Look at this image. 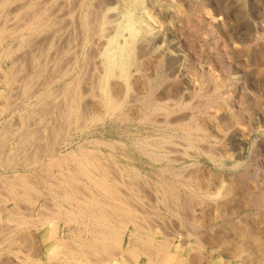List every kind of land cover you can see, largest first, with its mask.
Returning a JSON list of instances; mask_svg holds the SVG:
<instances>
[{
    "label": "rangeland",
    "instance_id": "rangeland-1",
    "mask_svg": "<svg viewBox=\"0 0 264 264\" xmlns=\"http://www.w3.org/2000/svg\"><path fill=\"white\" fill-rule=\"evenodd\" d=\"M84 1H85V3L83 4L84 6L82 7V10L80 8L77 9V4H81L79 2L78 3L77 2L74 3L73 8H71V11H72V9H73V11L75 10L74 13L76 14V16H78L76 21L79 20V21L75 22L76 24H74L75 25L74 28L76 29L77 33H74L75 32V30H74L73 31L74 35H72V37L73 36L75 37L76 35L77 36L79 35L77 29H80L79 31L82 32V33H80L81 34L80 37H77L78 38L77 39L78 40V44L80 43L78 45V47H77V51L79 49L80 52L79 51L76 52V56L74 54L67 55L66 53L62 54L63 57L61 56L62 61H63V63L61 62V64H60L61 66L65 65V64L67 65L70 61L72 63V67H70L71 63H69L68 67L66 65H65L66 67L65 66L63 67V70H66V69L68 70L69 75L66 76L67 78L64 77L62 79V81H61L60 78H62L63 72H64L63 70H61L62 69L61 66L58 67V70L60 72V74H58V75H60V76L56 75L58 73L57 72L58 70L56 68L57 65L54 62V60H52L54 58L53 55H52L53 54L52 52H54V51H51V53H49V52L43 51L44 49L39 47V48H36L35 50H41L42 49L43 52L40 51V53H39V51L36 52L34 49L32 51H28V53L26 51H24V52H22V55H24L23 59L21 57V53L19 52L20 54L18 53L19 55H17V56L18 57L20 56V60H21L20 62L22 64V66H23L22 68H17V65L14 66L12 64L11 61H13V58L15 57V55L13 57L9 56V58L8 57L7 58L6 57H4V58L2 57L1 58V55H0V64L2 63L1 64V68L3 69V70L2 69L0 70V71H2L1 73L3 74V71H5L7 74H9V72L11 73L13 71L12 73H14L13 76L15 77L14 81L17 79L16 84L14 85V87L12 86L13 89L11 87L6 86V84H5L6 82L4 83L3 81H0V103L1 102L4 103L7 99L10 100L11 102H14V100H16L17 97H19L16 100L17 102L15 101V103H14V107L15 108L10 110L11 112H8L7 115L5 114V116L0 120V156L3 157L2 155H5L3 159H6V160L0 161V180H1L0 181V195H1L0 198L2 197L0 199V209H5V208L14 209V207L17 206L15 203L9 201V200L12 199V196L9 195L10 193L7 192V188H8L7 187V179L8 178L9 179L10 178H14V179L16 178L17 180H19L18 177H14L15 174H20V175H22V173L23 174L25 173L24 175H26V174L29 175L30 174L32 178H30V175L28 177L26 175L27 178L26 177L25 178L26 179L30 178V179H28V180H23L22 179V180H20V183L22 182V183L28 184L27 185L28 186L27 189L28 190H33L32 195L35 194V193L39 194L41 192L39 194V196H42L43 192L44 193L48 192L46 190V186H45L46 185L45 183H47V181H46L47 179L50 178L53 183H56V181L58 182V179L60 178L59 175H60L61 171L62 172H67L69 170L66 173L67 175H69L68 173L72 172V170L75 171V168H76V165H77L76 164L77 161H75L73 159H67V160L63 161L62 164L63 165L65 164V165L64 166L62 165V168L60 167V169H59V167H55V168L52 167L51 169L46 170L44 167L48 163L47 162L48 157L45 158V153H43L44 158H42L35 165L33 163L34 161H32L33 159L31 160V158H30L31 155H32L31 151L28 152L29 153V157H28V153L26 151H23V153L19 152V151L24 150L22 145H19L16 148L17 150L15 152L14 151L11 152V150H13L11 148L13 147V142H14V138L13 137L14 136H13V134H11V132H10V134L7 133L5 135L2 132V131H4V127L5 126H9V125H6V124L12 118H14L16 114L19 115V114H22V113L30 112V110L32 111L36 107H38V104H36L37 103L36 100H32L36 104L34 107L33 106L31 107V106L27 105V103H24V101L27 100V99L24 98L25 95L23 96V94H24L23 91L20 92L21 90H23L21 88L23 86L22 84L25 85V84H27L28 80L31 81L33 79L32 80V82L34 83V84L32 83L33 87H37V85L39 84L38 88H34L35 91H36V89L38 90L37 95H39L42 92V90L43 91L46 90V86L48 84H50V81H52V79H55V75L57 76L56 78L59 79V81L57 79H55V80H53L51 82L50 85L53 86L55 84L54 88H57V87L63 86L67 81H70V79L73 76H75L76 73L78 74V72L80 71L82 73V76L85 75L86 78L89 75L91 76V79L89 80V82H87V81H88V78L90 76L87 78L86 83H85V79L86 78L84 79L82 84H84L85 87H83V85H82V87H83L82 89H85L86 91L89 88L92 89L93 85H95V84H92V83H96V81H97V80L95 81V79H94L96 75H94V71L93 70H95V68L103 69V67H101V66H104L103 65V64H105L104 61L106 62L105 59L109 56L108 52H110L114 48L113 44L115 45V48H116V45L119 44L118 43L119 41L117 42L115 40H114L115 43H113L112 39L117 37V38H119V40L121 42V45L122 44L126 45L125 39L127 38L126 40H128L130 38L127 41L129 43L128 46H130L131 42L133 41L132 43H133L134 46L137 44L135 46L136 50H137V47L139 48L141 46L140 50L142 48V51L145 54V56H144L143 52L139 53L140 54L139 60H142L141 68H142L144 76H145V77H142L139 80L140 88H142L141 90L143 91V94L141 95V97L137 96L136 99L133 98L132 96L127 95L125 104H127V102L128 103L130 102L131 97H132V100L130 102L131 104L129 103V104L126 105V108H127V110L129 109V111L126 112L125 115H123L124 117L123 116L120 117V118H118V117H116V118L115 117H110L104 123H100V124H97V125H94V126H90L89 128H85V130L87 129L86 131L84 130L85 132L84 131L81 132V131L75 130V126H74V124H72V129L73 130L71 129L72 130L71 133L66 134V131H65V134H64L63 133L64 129H65V127L66 128L68 127V124L66 125V123L62 122V120H61V122H60L61 125H60V124H58L59 123L58 121H60V120H57V124L61 128V137H62V139H64V141L59 136V139H61L62 141L58 140V143L56 142V144L60 145V146L56 145L57 148L58 147L59 148L58 149L56 148L57 150L53 154L54 157H58V154H59V156L63 155V154H66L70 150L73 151L74 149H76L78 151V148H81V149H85L86 148L85 150H88V149L89 150H92V149L95 150V148H96L95 151H99L100 150L99 153L104 154L103 161H105L104 162L105 164H106V161H107L108 166H110V164H111V166H110L111 168L118 169V168H124V167H128V166H130L128 168H136L141 173L142 176L137 177L133 173L126 172L125 173L126 176L124 175V180H123V183H122L123 185L119 184V186L122 188V191L127 196H129V198H131L130 201L133 203V205H136L137 207L139 206L138 207V209L140 210L139 212L144 211L143 214L147 213L146 214L147 217H148V214H149L152 218H154L153 221H152V218L150 217L149 222L152 221L151 222L152 224L154 222V224L156 226H154V224L153 225L150 224V226L152 225L153 228L155 227L154 228L155 230L152 227H150V226H149L150 227L149 230L151 229L150 233H152V235H153V232H154V239H155L156 243H158L161 240L164 241V229L166 230L165 225H164V219L166 217V214L172 215L171 218L174 216L172 218V222L174 224V227L176 229H178V231H179V227H180L179 221H180V219H178L179 217H178V214H177V209H178L177 208V204H178V200H179V195L181 196V194H180L181 192H179V191H181V189L183 188V184H182L181 180L179 179V177L177 175L181 171V170L179 171V168L183 170L184 169V165L188 167V169H187L188 173H190V172H192V173H196L197 172L198 173V171L201 172L202 169H205L207 171L208 168H209L208 169V171H209L211 168H213V169H211L212 172L210 170V175L211 176L213 175V177H214L213 178L214 179L213 180L214 181L213 187L216 186V189L213 188L212 190L215 191V190H217L219 188H222V190L223 189L226 190V188L233 187L234 188L232 190L233 193L230 192L229 195L226 197L229 200L230 204H228V205H230L229 206L230 209H233V207H236L237 210H234V211H236V212L238 211L237 212L238 217L239 216L240 217L245 216V214H246L245 212L249 213V214H247L248 216L247 215L246 216L248 218L250 217L249 219L250 220L252 219V221H254L256 226L260 225V227H258V228L259 229L261 228L260 232H262L264 230V224H262L263 223V218L259 214L260 212H258L255 208L249 206L246 203V200L248 201V199H249V194H248V191H247L246 188L248 186L250 188V191H253L254 193L255 192L258 193L257 196L260 195V196L264 197V174H263L264 173V168H263L264 167V148H263V146H264V142H263L264 141V30H263L264 29V26H263L264 25V0H161V1L160 0H158V1L157 0H138V1L137 0H123V2H122V0L121 1L120 0H116V1H118V2L120 1V2L119 3L116 2L115 4H117V5H113V6H122L119 9L121 10L120 13L123 14V17L119 13V16L121 15L120 16L121 18L118 17L117 21H116L115 13H112L113 16H111L112 14H110L111 17L108 15V21L110 20L109 22H112V23H110L112 29L109 27L110 25H109L108 21H107L106 24H104V26H103L104 29L102 27H101L102 29H100V31H102L101 34H102V36L105 39L104 40L103 37H102L103 43H105V46H106V48H103V50L107 49L106 51H108V52H106L105 50L104 51L100 50V51H98V53H97V49L95 50V46H94V43H93L96 39H98V37L100 38V35L97 33V31L94 30V29L98 30V27H97V25H95V22L97 24L96 20H98V16H100V14H101L100 11L102 12L103 6H106V5H103V4L106 3L107 6H112V5L107 3L105 0H103V1L102 0H98V1L97 0H93V1L92 0H84ZM95 1H96V3H95ZM100 1L103 2V3H99ZM44 3H46V1H42V4H44ZM90 3H91V5L94 3L95 6L91 7ZM121 3L122 4L124 3V5L125 4L127 5V3H128V5L127 6H123V5H121ZM96 4H98L102 8L98 7ZM118 4H120V5H118ZM135 6H136V8H135ZM41 7H43V6H41ZM96 7L99 8V11H97L98 8H96ZM100 8H101V10H100ZM136 9H137V11H136ZM83 10H86V11H83ZM122 10H123V12H122ZM92 11H94V12H92ZM124 11H126V12H124ZM128 11H129V13H128ZM51 13H52V11L49 12L50 16H52ZM124 13L125 14L128 13L129 15H134V16H131V19H132V17H137V19L139 21L141 19H143L142 18L143 13L146 14V15L147 14H151V15L147 16V17L150 16L148 19H147V17L145 18V16H143L145 19L141 20L139 23L138 22L136 23V27H138V28L142 27L146 31H144L143 29H141L140 32L138 31L140 34L137 33L136 36H138V37L135 36V38H133L134 40H132V37H130V34H128L129 31H127V29H126V28H128L127 25H129L128 23H130L129 21H131V19L129 20L128 14L125 15ZM84 14L87 17H91V18H88L89 22H91L90 20H93L92 24L90 23V26L93 27L92 30L95 31V33H96V34H94L93 31H92V36L94 35L93 37L91 36V32L90 33H86V31H84L83 28H82V20H80L79 16L81 15L83 17ZM139 14H142L140 16L141 18L139 17ZM124 15H125V20L127 21V23L123 19ZM160 15H162V17ZM109 17H110V19H109ZM112 17L115 18V19L113 18L115 21H113ZM94 19H95V21H94ZM118 19L121 22H124V23H120V21H118ZM146 20L147 21L150 20V21L147 22ZM198 21L202 25L199 24ZM93 23H94V25H93ZM140 23L141 24L143 23L142 24L143 26ZM116 24H117V27L115 26ZM119 24H121L123 26L126 25V27L125 28L123 26L121 27V25L119 26ZM77 26L78 27L80 26V28H78ZM113 27H115V28H113ZM118 27L120 28V30L118 29ZM107 28H108V31H107ZM121 28H122V30H121ZM105 29H106V31L108 33H110L109 31L111 29V31L114 34L112 36H111V34H109L110 37H106L108 35V33L105 36L106 32L103 31ZM116 29L119 30V31H117ZM123 29L124 30L126 29L125 32L127 31L126 35H124L125 33H124ZM115 30L117 31V33H116ZM196 30H197V32H196ZM151 31H152V33H151ZM103 32H105L104 35H103ZM118 32H119V34H118ZM145 32H147V33H145ZM181 32L183 33V35H182ZM49 33L50 34H46V35L44 34L42 37L45 38V37H47V35H51V31H49ZM154 33H156V34H154ZM89 34H90V36L92 38L89 36ZM144 34H145V36H144ZM116 35H118V36H116ZM122 35H123V37H122ZM157 35H160L162 40L160 42H158L156 44V46H157V48L161 47V49H164V55H165L164 59H162L164 55L162 57L158 58L159 62H157V59H156L157 58L156 57V48H155L156 46L154 47V49L151 48L149 51H146V49L148 50V47H147V45L149 43L148 38L152 39V38H154V36H157ZM95 36H98V37H95ZM125 36H126V38H125ZM150 36H153V37H150ZM87 37H88V40H87ZM123 38H125V39H123ZM85 39L87 40L86 41L87 45L85 43ZM93 39H94V41H92ZM110 39H111V41H110ZM165 39L168 40V41H166ZM79 40H81L82 42L81 41L79 42ZM107 40L109 42H112V44L111 43L110 44L112 45L113 48L111 46H109V48H108L109 44H107V42H104V41H107ZM116 40H118V39H116ZM136 40H137V42H136ZM88 41H90L89 44H88ZM91 41H92L94 49L92 48ZM11 42L12 41H10L9 43L11 44ZM166 42L169 43V44H167ZM82 44H83V47H82ZM161 44H163V45H161ZM90 46H91V49H93V52L90 49ZM169 47H171V48H169ZM188 49L191 50V51H189ZM94 50L96 51V54H95ZM115 51L116 50H113V53ZM31 52H33V54ZM101 52L103 54L102 55L103 58L100 56ZM188 52H189V54H191L190 56L188 55ZM25 53H27V56L25 55ZM86 53H87V55H85ZM105 53L108 56L105 55ZM115 53L120 54V52L118 50ZM28 54H29V56H28ZM43 55H45V56H43ZM91 55L92 56L95 55L94 56L95 58L92 57ZM133 55L135 57L137 56V54H133ZM224 55L225 56L227 55L228 57L227 56L225 57ZM70 56H71V58H69ZM72 56H73V59H72ZM98 56L100 58H98ZM105 56H107V57L105 58ZM120 56H122V55H120ZM216 56H218V57L216 58ZM144 57L147 60L143 59ZM149 57H151V58L148 59ZM219 57H222V59L220 58L222 63L220 62V60H218ZM63 58H65V60ZM86 58L90 62L85 60ZM125 58H127V57L119 58V59H121L120 65H119V61H120L119 59H116L115 63H116L117 66H119V68L123 67V69H125L126 71H128L130 73V71L132 70V68L134 66L132 64H126V62L129 63L128 62L129 60H127L128 58L127 59H125ZM40 59L41 60L44 59V60L40 61ZM74 59H76V60H74ZM98 59H100V60H98ZM35 60H36V63H34ZM66 60L67 61L69 60V61L67 62ZM73 60H74V62H76V61L77 62L74 64ZM79 60H81V61H79ZM83 60L87 61L89 64L92 62V64H91L92 67H91V65H88L90 67H87V69H86V66H83V65L84 64L87 65L88 63L84 62ZM153 60H154V63L156 62L157 64L155 63L154 65H152L153 64L152 63ZM65 61L67 63H64ZM99 61H101V62H99ZM123 61H125V63ZM226 61H227L228 65H227ZM39 62H41L43 64V66H41L42 64L39 63ZM94 62H96V63L99 62V64L97 65ZM148 62L151 63V64H149ZM10 63L12 65H10ZM145 63H147L149 65L147 66ZM223 63H225V65ZM39 64H40L41 67L38 66ZM125 64H126V66H125ZM143 64L146 65V66H144ZM45 65H46V67H45ZM48 65L50 66V69L48 68L49 67ZM81 65H82V68L83 67L85 68V70L80 68ZM96 65L98 67H96ZM30 66H32L31 69L29 68ZM93 66H95V67H93ZM142 66L146 67L147 70L145 68H143ZM152 66H154L155 68L152 67ZM42 67L46 68V69L42 70ZM52 67L53 68L55 67L54 69H56V74H54L55 70ZM130 67H132V68H130ZM69 68H71V69H69ZM88 68H90V69H88ZM72 69H73V71H72ZM91 69H93L92 70L93 71V73H92L93 76H92V74H90L91 72H89ZM49 70H51V71H49ZM82 70H84L86 72L83 73L84 71L82 72ZM28 71H29L30 74L28 73ZM41 71H43V72H41ZM39 73H40V75H39ZM35 74H37V75H35ZM52 74H54V78H53ZM33 76H35V77H33ZM146 77H147V79L149 81L152 79V81H150V85L149 86L145 85V81L146 80H144V79ZM160 78H161V81H160ZM92 80H93V82H92ZM158 82H159V85L157 84ZM17 83L19 85H17ZM87 83H89V86H90V84L92 86L88 87V85H87V87H88L87 88L86 87ZM40 84H43V85L40 86ZM60 84H61V86H60ZM151 84H152V86H151ZM16 85H17V88H15ZM158 86H161L160 89H159ZM7 87H8V89H7ZM244 87H246V88L244 89ZM5 89L7 91H5ZM10 89L13 90L14 94H16L15 96H14V94L12 93V91ZM91 89H89V91H88L89 94H90V90ZM147 90L148 91L150 90L148 92V94L146 93ZM10 91H11V94L9 93ZM17 91H19L18 94L15 93ZM152 91H153V93H152ZM134 93H135V90H134ZM144 93L146 94V96L149 95V93L151 95L153 94L152 96H150V97L153 98L152 101L154 102V104H153V102H151L153 105L152 104L149 105L148 102H146V99H148V97L144 96L146 98L145 99L143 97V95H145ZM154 94L155 95L156 94L159 95L160 98L157 95L155 96ZM154 96L157 99H155ZM129 97H130V99H129ZM10 98L14 99V100H11ZM21 98H22V101H23V98H24L23 102L20 101ZM158 98H159L160 101L158 100ZM4 99H5V101H4ZM155 100H156V102H155ZM134 102H136V104L138 103L137 104L138 106L135 105ZM157 102H158L159 105L161 104L160 107H162V108L157 106L158 105V104H156ZM20 103L21 104L23 103V104L21 105ZM146 104H148V107H150L151 110L150 109L147 110V106H143V105H146ZM186 104L188 105V107H187ZM27 106H28V108H27ZM30 108H32V109H30ZM28 109H29V111H28ZM152 109H153V111H152ZM162 109H163V112H162ZM142 111H143V113H141ZM144 111H147L148 113H146ZM153 112L154 113L158 112L159 115L157 113L154 114ZM128 114L130 116H132V117L127 116ZM145 114H146V116H149L150 119H152V121L149 120V117H148V119H146L147 117L145 116ZM149 114L152 115V116L154 115L153 117H155V118L153 119V117L150 116ZM167 114H169V115H167ZM216 114L220 115V116H217ZM137 115L139 117H137ZM141 117L142 118L145 117V118L142 119ZM201 118H203V120ZM209 120H211V121H209ZM247 120H250L252 122V124L254 125L253 126V130L251 131L252 133L251 132H247L248 131L247 127L249 126V124H247V122L250 123V121H247ZM158 121H160V122H158ZM205 121L208 122V123H206ZM213 121L214 122L216 121V122L214 123ZM242 121H243V123H241ZM154 122H156V123H154ZM200 122H202V123H200ZM210 123H212V124H210ZM181 124H183V125L181 126ZM12 125H10L8 127L9 130L13 128L14 125L13 126ZM193 125H195V126H193ZM203 125H205V126L208 125V126H206L207 128H204ZM193 127H194V129H193ZM197 127L199 128L198 130H197ZM209 127H210V129L213 132L209 129ZM2 128H3V130H2ZM202 128L204 130H202ZM225 128H226V130H225ZM65 130H67V129H65ZM184 130L185 131L189 130V132L186 131L187 133L186 132L184 133ZM194 130H195V132H194ZM207 130H208L209 133H211L210 136L212 138L210 136H208V137H206L204 139V142H203V141H201L200 137L205 135ZM41 132H43V131H41ZM244 132L246 133L245 136L242 135V134H244ZM83 133H85V134H83ZM45 134L43 132L40 136L43 139L44 138L46 139L48 134H46V135ZM186 134H188V135H186ZM190 134L191 135L193 134V135L191 136ZM2 135H4V136L1 137ZM66 135H68V136H66ZM69 136H71L72 138L71 137L68 138ZM167 136L169 138L171 137V139L174 138L175 141H173L174 139L172 140L173 142L170 141V139ZM186 136H188V137H186ZM196 136H198V137H196ZM214 136H217V137H214ZM51 137H53V136H51ZM242 138L244 139V143H242V141H241ZM45 139H44V141H45ZM94 139H96L98 141H96ZM65 140H66L67 143L65 142ZM164 140L165 141L167 140L166 142H168V143L166 144V142H164ZM194 140H196V142ZM220 140H223L222 143H221ZM91 141H92V143H91ZM93 141H95V142H93ZM100 141H102L101 144H100ZM103 141L104 142L106 141V143L108 141V145L106 143H104ZM200 141H201L202 144L200 143L198 145V143ZM206 141H208V142H206ZM232 141L233 142L235 141V142L233 143ZM68 142L70 143V145H69ZM145 142H147L146 146H144ZM156 142H157V144H154ZM169 142L170 143L172 142V143L169 144ZM205 142L208 145L209 149H207L208 147H205V145H206V144H204ZM112 143L114 145V148L111 147ZM163 143L166 144L167 148H168L169 145L171 146V148L169 146V149H166L165 148L166 146H164ZM175 143H177V144L175 145ZM179 143H181L180 147L178 146ZM185 143H186V145H185ZM42 144H44V143H42ZM224 144H227V146L224 145ZM238 144H240V145L242 144L241 147ZM119 145H122V147L119 146ZM123 145H124V147H123ZM173 145H175V146H173ZM209 145H212V148L216 145L215 147L217 149L214 147L213 149L211 148L212 149L211 150L210 149L211 146H209ZM219 145L221 146V148H220ZM256 145H257V147H256ZM186 146L189 148V150H188V148ZM196 146H198V147H196ZM199 146H200V148H199ZM222 146H224L225 148H223ZM237 146L239 147V149L237 148ZM83 147H85V148H83ZM144 147L145 148L147 147V148L145 149ZM190 147H191V150H190ZM112 148L114 150L117 149L116 152ZM179 148H180V150H179ZM184 148H185V150H184ZM186 148H187V150H186ZM197 148H199V150L201 149L202 151H203V148L204 149L206 148L205 150H207V152L206 153L204 152L206 155H203L204 157H202L203 152H201V150L198 151ZM242 148H243L244 151L242 150ZM177 149H178V151H176ZM214 149L217 150V151L219 149L220 150L221 149H226V151L228 149H230V150L227 151V153L228 154H238V158H235L234 160L225 159L224 160V165L222 166L220 164V160H218L217 162L216 161L214 162V160L212 161L211 157H208V156H211V155L212 156L214 155L215 157L219 156V154H218L219 152L213 151ZM252 149L255 152H253ZM76 150H74V151H76ZM164 150L168 154V158H167V154L164 152ZM167 150H169L170 152L167 151ZM181 150H184V151L181 152ZM59 151H61V152H59ZM146 151H147V153H146ZM171 151H173V152H171ZM185 151H189V154H191L192 158L190 157V158H187V159L184 160L182 157H184L183 153ZM209 151H211V152H209ZM24 152H25V154H24ZM176 152H177V154H176ZM197 152H199V153L197 154ZM148 153H149V155H148ZM164 153L166 154V158H165V154ZM170 153H172L173 155L170 154ZM179 153L183 154V155L180 156ZM194 154L197 155V156H194ZM17 155H18V157H17ZM43 155H41V157H43ZM169 155L172 156V157H175V158H171ZM206 156H207V158H206ZM1 157H0V160H1ZM27 157L30 158V159H26ZM200 157H201V159H200ZM176 158H179V159H176ZM188 159H189V161H187ZM14 160H16V161H14ZM71 160H73V161L69 162ZM159 160H161V161H159ZM174 160H175L176 163L174 162ZM237 160H239V162H237ZM28 163L29 164L32 163L34 165L31 166L32 164L29 165ZM41 163H43V164H41ZM232 163H233V165H232ZM117 164H119V165H117ZM179 164H181V165H179ZM193 164L199 165L200 168H198L199 166L196 167ZM254 164H256V165L254 166ZM190 165H192L193 167H191ZM235 165H237V167L239 169ZM257 165H259V166H257ZM26 166L31 167V169L26 167ZM176 166H177V168H175ZM250 166H252V168H250ZM63 167H65V168L67 167V171L66 170L63 171ZM174 168H175V170H174ZM228 168H230V169H228ZM234 168H235V170H234ZM260 168H261V170H260ZM165 169H166V171H165ZM216 170H218V171L216 172ZM224 170L228 173L227 175H226V172ZM239 170H241V171H239ZM44 171H46V172H44ZM174 171L178 172L177 175H176V172H174ZM220 171H221V173H220ZM233 171L235 173H233ZM244 171L245 172L247 171V173H251V174H247ZM200 172L198 173V175L201 174ZM241 172L245 173L244 177L241 176L242 174L240 175ZM173 173H175V174H173ZM170 174L171 175L173 174V177ZM46 175L49 178H46ZM174 175H175V177H174ZM256 175L259 176L260 178L257 177ZM231 176H232V178H231ZM252 176H253V178H252ZM239 177H240V179L242 178L241 180L242 181L244 180V182H242L239 179ZM43 178H46V179L43 180ZM167 178L168 179L170 178L169 181H168ZM218 178H220V179H218ZM221 178L223 179V181H222ZM247 178H248V180H247ZM256 178H258V179H256ZM50 179L48 181L50 183H52L50 181ZM82 179H84V178H82ZM82 179H81V177H79V180L82 181L81 182L82 184H84V181L87 182L86 179H84V181ZM166 179H167V182H169V183H172V184H174V182L176 183V184H174L175 188L179 189V190H177L178 194L175 193L174 195H177L178 197L177 196L173 197L172 195H167L165 187H164L165 186L164 182H165ZM252 179H255V180H252ZM29 180H31V181H29ZM246 180L249 183H246L244 185L243 183L247 182ZM28 181H29V183H28ZM177 182H179V183H177ZM180 183H181V185H179ZM29 184H31L32 186L29 185ZM43 184H45V185H43ZM238 184H240L241 186H239ZM258 184H261V185H258ZM176 185H178V186H176ZM5 186L7 188H5ZM256 186L258 188H256ZM33 187H35L40 192L36 191V189H34ZM189 187H190L189 191H191L189 193L190 201H191V199H195V198H196L195 200L198 199V201H195V200H194V202L191 201L190 202V207L196 209V211H197V215L195 214L196 217L202 216L201 219L203 218V220H204L203 221V223H204L203 225L204 226L201 228L200 232L203 233V234H206V235L209 234L210 237H215L216 235L219 234V232H222L221 234H225L224 231H226V233H227L229 231V228H230V223H232L233 221L238 220L237 215H236L235 218H229L227 216H222L221 213L218 210L215 209V207L212 205V203L210 204V202H209L210 200L206 197V195L204 196V195H200V194H197V193H196L197 194L196 195L195 194V190L191 189L192 185L189 186ZM29 188H32V189H29ZM160 188H162V189H160ZM234 192H236L235 195H234ZM36 194H35V196L33 195L35 197V198L34 197L33 198L35 200L39 198V201L37 202L38 203L37 207H35L36 208L34 210L35 212L33 211V207H31V206H34V204H33L34 200H31L28 203V205L31 204L30 207L29 206L27 207V202H25L26 204L25 203L23 204V202H21L20 205H19L20 209L15 210V212L17 211L18 216L16 215V213L14 214V210L12 211L13 213L12 212L11 213L8 212V214L5 212V211H7V209L3 210L5 212V214L2 215V217H1L2 221L0 222V230H1V232H0V238H1V240H0V242H1V244H0V264H6V263L8 264L9 262H10L9 264H21L22 261H23L22 264H24V262L26 264H37V262H38L36 257H33L32 259H30L32 261H30V260L27 261L26 260V258H25L26 255L23 256L24 255L23 253L25 252L26 247L25 248L23 247L24 249H22L24 252L22 251L21 254H20L21 251L19 252V257H21L22 259L18 258L19 260L17 262L16 261L17 257L15 255H11V253H10V251L8 249L10 247V244L6 240H7V238L10 235H13V236H16L17 238H20V242H19V244H20L23 241L22 237L24 236V235L22 236V231H25V233L27 231V234H30V236L34 237V244L36 242H37L36 244H38V245L40 244L39 246H40V249L42 251V254H41L42 256L41 257H42L43 260H45L47 262H48V259H47L48 254H50L57 247V244H55V242L57 241V239L55 237L56 233L59 234V236L60 235L64 236L65 234L67 235V231H66L67 227L62 222H58L59 223L58 232H56V233L55 232H50L49 233V241H47L43 245L42 238H41V232H43L45 230L37 232V227L35 226L37 218L35 219V217H38L37 216L38 214H36V213H38V210L42 209L43 204L46 203V204L50 205V204H53V202L51 200L52 203H48V202H50V199H42V198L38 197V195H36ZM164 195H166L167 197L164 196ZM9 196H11V197H9ZM170 196H172V197H170ZM192 196H194V197L191 198ZM230 196L231 197L233 196L232 199H231ZM200 197H202V198H200ZM4 198H5V201H6V198H11V199H7L8 203H6L5 201H3ZM155 198H157V199H155ZM169 198H171V199H169ZM174 198H177V199H174ZM218 198L220 199V197H218ZM172 199H173V201H172ZM206 199H207V201H206ZM165 200H167V201H165ZM174 201L177 202V203L175 204ZM139 202H140V205H139ZM199 202H201L202 204L199 203ZM191 203H192V205H191ZM193 203L197 204V205H195L196 208H195V206H193L194 205ZM1 204L2 205L4 204V205L1 206ZM143 204H144V206H142ZM168 204H169V206H167ZM243 205H246V207L245 206L243 207ZM50 206H52V205H50ZM166 206H167V208H165ZM202 206H204V207H202ZM247 206L249 208H247ZM19 207H17V208H19ZM24 207H27L31 211H29L27 208L24 209ZM171 207H172V209H171ZM175 207H176V209H175ZM241 207H243L244 209L241 208ZM204 208H205V210H204ZM198 209H199V211H198ZM209 210H211L212 212L209 211ZM32 211H33L34 214L32 213ZM168 211H170V212H168ZM23 212L25 213V215H24ZM26 212H28V213H26ZM254 212H255V214H254ZM22 213H23L24 216H22ZM200 213L201 214L203 213V214L201 215ZM250 213L253 214L252 217H251ZM13 214H14V216H13ZM30 214H32V216ZM205 215H207L208 220H209V218L210 219L212 218L211 221L209 220V222H208V220H207ZM210 215H212V216L210 217ZM256 215L257 216L260 215V216L257 218ZM9 216H11V217H9ZM25 216H27V217H25ZM153 216H155V217H153ZM255 216L259 220V222H258L257 219H254ZM160 220H162V221H160ZM7 221L9 223L11 222L12 227L10 226V224L7 223ZM55 221H60V220L57 219ZM215 221H216V223H215ZM222 221H224V222H222ZM220 222H221V224H220ZM260 222H261V224H260ZM12 223L14 225L15 224L19 225L20 224V226H17L18 227L17 228L16 225L13 226ZM222 224H224L227 227L225 228L224 225L222 227ZM3 225L4 226L6 225V226L4 227ZM53 225L54 224L51 223V225L47 227V231L49 230V227H51V226L53 227ZM2 227H4V230H2L3 229ZM6 227L9 230H7ZM10 228H12V229H10ZM5 229H6V231H5ZM152 229H153V231H152ZM176 229H174V230L177 232ZM204 229H205V231H204ZM145 230H148V229H145ZM157 230L159 232H157ZM2 231H4V232H2ZM175 231H173L174 232V237L176 238L177 241H179V236H178V234L175 233ZM134 232H135V228H134L133 225H131L129 227V230H128L127 234L124 237L123 247H127L130 243H132L131 241H133V244H137L136 236H135V239H134V235H133ZM25 233L23 232V234H25ZM263 233H264V231H263ZM263 233H260V235L263 236ZM7 234H9V235H7ZM211 234H213V235H211ZM2 238H4V239H2ZM3 242H5V243H3ZM29 242H31V241H29ZM227 242H229V240ZM175 245L177 246V244H175ZM175 245H173L174 249L171 248L172 252H174V250H176ZM196 245H198V244H196ZM196 245H195V247H196ZM204 245H205L204 247H205V250L207 251V254H210L211 256H213L212 262L208 263V262H204L203 261V262H198V264H230V263L231 264H236V263L247 264L246 260H249V258L243 260L241 257H236L234 255V249L232 247L234 245H237V244H213V245L204 244ZM245 246H244V248H246L248 250H247V252L243 253L244 257L246 258L248 255L252 254L250 257L254 258V256H253L254 252L251 253L252 250L250 248L252 246L254 247L255 244H246ZM213 248H215L218 251H214L215 249H213ZM195 250L192 251V252L195 253ZM212 251H214V252H212ZM211 253H214V254H211ZM192 255H193V253H192ZM153 259L154 258L149 259V258H146L145 256H141L139 261H138V263L135 262L134 259H132L131 262H129L128 264H130V263L131 264L132 263L133 264H156V261H154V260H159V259H154V260ZM62 260L64 262H66V260L64 258L58 257L54 261V263H56V264H65ZM250 260H251V258H250ZM122 261H123V259H122ZM115 263H117V261H115V262L112 261L110 264H115ZM172 264H174V263H172Z\"/></svg>",
    "mask_w": 264,
    "mask_h": 264
},
{
    "label": "bare ground",
    "instance_id": "bare-ground-1",
    "mask_svg": "<svg viewBox=\"0 0 264 264\" xmlns=\"http://www.w3.org/2000/svg\"><path fill=\"white\" fill-rule=\"evenodd\" d=\"M42 1H46V3L42 4ZM84 0H0V55H1V58L3 57H8L11 56L13 57L15 55V57L13 58V61L12 64L14 66L17 65V68H22V64H21V60H20V56L18 57L17 55H19L21 53V57L23 59V56L22 55V52L26 51L28 53V51H32L33 49L35 50L36 48H39L41 47L42 49H44L43 51H46V52H49L51 53V51H54L52 52L53 54V59L54 62L56 63L57 65V70H58V67H60L61 65V62L63 63L62 61V54H67V55H70V54H74L76 56V52L77 51V47L78 45V38L77 37H80V32L79 30L80 29H77L78 30V33L79 35L77 36H73L74 33H77L76 29L74 28L76 24L75 22L79 21L77 19L78 16H76V14L74 13L73 9L71 11V8H73L74 6V3H81V4H77V9L80 8L82 10V7L84 6L83 4L85 3V1L83 2ZM93 1V0H92ZM91 1V2H92ZM98 1V0H97ZM103 1V0H102ZM107 3L111 4L112 6H107V4H103V5H106V6H103V8L101 6H99L98 4H96L98 7H101L102 8V12L100 11V16H98V20L97 21V24L95 22V25H97L98 27V30L94 29L95 31H97V33L100 35V38L98 36H95V37H98V39H96L94 41V39L92 41H94V46H95V50L97 49V53L98 51H102L103 48H106L105 46V43H103V39L104 37L102 36V31H100V29H104V24L107 23L108 21V15L110 16V14L112 13H115V16H116V21H117V18H121L120 16L122 15L123 17V14L120 13V7L122 6H113V5H117L115 4L116 0H105ZM121 1V0H120ZM119 1V2H120ZM138 1V0H137ZM158 1V0H157ZM161 1V0H160ZM118 2V3H119ZM123 2V0H122ZM96 3V1H95ZM99 3H103V2H99ZM114 3V4H113ZM126 3V2H125ZM141 3V2H140ZM94 4V3H93ZM91 5L92 6H95L94 5ZM135 4V3H134ZM133 4V5H134ZM43 7H41V6ZM120 5V4H118ZM121 5L123 6H127L124 3ZM80 6V7H79ZM89 6V5H88ZM137 6V5H136ZM135 6V8H136ZM141 6V5H140ZM139 6V7H140ZM96 7V8H98ZM100 8V10H101ZM154 8V7H153ZM76 9V8H75ZM76 9V10H77ZM85 9V8H84ZM127 9V8H126ZM139 9V8H138ZM156 9V8H155ZM125 10V9H124ZM131 10V9H130ZM133 10V9H132ZM140 10V9H139ZM151 10V9H150ZM52 11L51 15L49 14V12ZM80 11V10H79ZM83 11H86V10H83ZM97 11H99V8L97 9ZM137 11V9H136ZM148 11V10H147ZM153 11V10H152ZM151 11V12H152ZM156 11V10H155ZM160 11V10H159ZM81 12V11H80ZM94 12V11H92ZM123 12V10H122ZM126 12V11H124ZM149 12V11H148ZM161 12V11H160ZM86 13V12H85ZM96 13V12H95ZM119 13L121 14L119 16ZM129 13V11H128ZM126 13V14H128ZM142 13V12H141ZM147 13V12H146ZM153 13V12H152ZM156 13V12H155ZM94 14V13H93ZM125 14V13H124ZM125 14V15H126ZM162 14V13H161ZM213 14V13H212ZM82 15V14H81ZM79 16L80 20H82V28L84 31H86V33H90L91 32V36H92V29L93 27L90 26V23L92 24V21L93 20H90L91 22H89L88 18H91V17H87L84 16ZM125 15H124V20H125ZM138 15V14H137ZM142 14H139V17L141 16ZM148 15H151V14H144L143 13V16H145V18L148 16ZM90 16V15H89ZM113 16V14L111 15ZM110 16V17H111ZM128 18L129 20L131 19V16H134V15H129L128 14ZM142 16L143 19H145L144 17ZM162 17V15H160ZM109 17V19H110ZM150 17V16H149ZM147 17V19L149 18ZM82 18V19H81ZM114 17H112L113 19ZM141 18V17H140ZM93 19V18H92ZM115 19V18H114ZM113 19V21H115ZM127 19V18H126ZM141 19V20H143ZM198 19V18H197ZM140 20V21H141ZM199 20V19H198ZM95 21V19H94ZM110 21V20H109ZM109 25L110 23L112 22H109ZM118 21H120L118 19ZM126 21V20H125ZM137 17H132L131 21H129L130 23H128L129 25L127 29V31H129L128 34H130V37H132V40H134L133 38H135V36L137 35V33H139L141 31V29H143L142 27L138 28L136 27V23L140 22ZM145 21V20H144ZM147 21V20H146ZM150 21V20H149ZM147 21V22H149ZM200 21V20H199ZM198 21V23H199ZM143 22V21H142ZM21 25H20V24ZM117 23V22H116ZM119 23V22H118ZM120 23H124V22H121ZM127 23V21H126ZM17 24V25H16ZM141 24V23H140ZM139 24V25H140ZM143 24V23H142ZM141 24V25H142ZM201 24V23H199ZM80 25V24H79ZM94 25V23H93ZM121 24H119L120 26ZM197 25V24H196ZM202 25V24H201ZM21 26V27H20ZM107 26V25H106ZM105 26V27H106ZM117 27V24L115 25ZM123 25H121L122 27ZM143 26V25H142ZM264 26V25H263ZM78 27V26H77ZM102 27V28H101ZM111 29V25L109 26ZM124 28L126 27L123 26ZM145 27V26H144ZM196 27V26H195ZM20 28V29H19ZM54 28V29H53ZM80 28V26L78 27ZM115 28V27H113ZM200 28V27H199ZM110 29V33H108V28H107V31L106 29L103 30L105 32H103V35L105 33V36L109 34H111V36L114 34ZM118 29L120 30V28L118 27ZM125 29V30H126ZM146 29V28H145ZM75 30V32L73 33V31ZM117 30V29H116ZM115 30V31H116ZM117 30V31H119ZM122 30V28H121ZM124 30V29H123ZM124 30V35L127 34V31L125 32ZM144 30V29H143ZM148 30V29H147ZM150 30V29H149ZM198 30V29H197ZM196 30V32H197ZM202 30V29H201ZM264 30V29H263ZM49 31H51V35H47V37H42L44 34H50ZM95 31H93L94 34ZM116 31V33H117ZM139 31V32H138ZM146 31V30H144ZM199 31V30H198ZM121 32V31H120ZM123 32V31H122ZM148 32V31H147ZM145 32V33H147ZM158 32V31H157ZM73 33V34H72ZM84 33V32H83ZM152 33V31H151ZM182 33V32H181ZM180 33V34H181ZM119 34V32H118ZM121 34V33H120ZM140 34V33H139ZM156 34V33H154ZM106 36V37H110L109 36ZM143 35V34H142ZM149 35V34H148ZM183 35V33H182ZM181 35V36H182ZM84 36V35H83ZM88 36V35H87ZM90 36V34H89ZM90 36V37H91ZM94 36V35H93ZM92 36V37H93ZM118 36V35H116ZM145 36V34H144ZM180 36V37H181ZM91 37V38H92ZM103 37V39H102ZM115 37V36H114ZM113 37V38H114ZM123 37V35H122ZM121 37V38H122ZM138 37V36H136ZM149 37V36H148ZM150 37H153V36H150ZM126 38V36H125ZM123 38V39H125ZM141 38V37H140ZM118 39V40H116ZM127 39V38H126ZM125 39V44H122L121 45V42L119 40V38H114L112 39L113 43L114 40L115 41H119L116 45V48H115V45L113 44L114 48L112 47V42H109L108 40L107 41H104V42H107L108 45V48L109 46H111L113 49L108 52L106 51L107 49H104L106 52H108V55L105 53V60L106 62L104 61L105 64H103L104 66H101L103 67V69H97L95 68V70L91 69L89 72H91L90 74L93 73L94 71V75L95 76V81L96 83H92V84H95L93 85L92 89L90 90V94H89V89H87V91L85 89H82L83 87H85L83 83L84 79L86 78L85 75L82 76V73L79 71L78 74L76 73L75 76H73L70 81H67L63 86H60L61 87H57V88H54V85H50L51 82L55 79H57L56 75L60 74L59 70L57 71L58 73L56 74V69H53L55 70V79H52V81H50V84H46V90L43 91L42 89V92L37 95L38 93V90L36 89V91L34 90V88H38L39 87V84L37 85V87H33V82L32 80L27 82V84H22L23 86L21 87L23 90H19L20 92L23 91V96L24 98H26L27 100L24 101V98H23V101L24 103H27V105L29 106H35L36 104H38V107H36L34 110H30V112H26V113H22V114H16L14 118H12L6 125H12L13 128L12 129H8L9 126H5L4 127V131H2L5 135L7 133L10 134H13V138H14V142H13V147L11 149V152H15L17 149V147L19 145H22V147L24 148V150L22 151H19V152H22L23 151H26L27 153L28 152H32V155H31V160L34 161L33 163L36 165L42 158H44V155L43 153H45V158L48 157L47 159V165L44 167L46 170H49L51 169L52 167H60L62 168V163L63 161L67 160V159H73L75 161H77V165H76V168H75V171L72 170V172L68 173L69 175H67L66 173L69 171H67V167H63V171H67V172H60V178L58 179V182L56 181V183H53L51 181V179L49 177H47L46 175V178H49L50 181L52 183H50L47 179V183L43 184L46 186V190L48 192L46 193H42V196H39V194L41 193L40 191H38L35 187H33L34 189H36V191L40 192L39 194H36L38 195V197L42 198V199H50V202L48 203H52L53 204H43L42 206V209L38 210V214L37 216L38 217H35L36 219V223H35V226L37 227V232L38 231H42V230H45L43 232H41V238H42V243L43 245L49 241V233L50 232H58L59 230V223L58 222H62L67 228V235L65 236H62L59 234L56 233V239L57 241L55 242V244H57V247L56 249H54L50 254H48L47 256V259H48V262L43 260L42 259V251L40 249V244H34V237L33 236H30V234H27V231L25 233V231H22V241L20 244V238H17L16 236H13V235H10L6 241L9 242L10 244V247L8 248L11 255H15L17 257L16 261L18 262V258H21L19 257V252L20 254L22 253V249H24L26 247V250L25 252L23 253L25 256L26 255V260L29 261L30 259H32L33 257H36V259L38 260L37 264H56L54 263V261L58 258V257H62L66 260V262H63L65 264H110L112 261L115 262L117 261V263L115 264H128L129 262H131L132 259L135 260V262L138 263L139 259L141 256H145L146 258H149V259H159V260H154L156 261V264H198V262H212V258L213 256H211L210 254H207V251L205 250V245L204 244H210V245H213V244H237V245H234L232 248L234 249V255L236 257H241L243 260L249 258V260H246L247 264H263L264 263V233L263 231H261V228L259 229L258 227H260V225L256 226L254 221H252V219L250 220L247 216V212H245V216L243 217H238V214L236 211L234 210H237L236 207H233V209H230V204L229 203V200L226 198L229 193H233L232 190L234 189L233 187L231 188H226L222 190V188H219L217 190H212L213 188L216 189V186L213 187V184H214V177L213 175L211 176L210 175V170L213 169L211 168L209 171L207 169V171L205 169H202L201 172L198 171V173L200 172L201 174L198 175V173H188V167L184 165V169H180L179 168V171L180 173L176 172V175L178 173V177L179 179L181 180L182 184H183V188L181 189V196L179 195V200H178V204H177V214H178V219H180L179 221V224H180V227H179V231L178 229H176L174 227V224L172 222V215L170 214H166V217L164 219V225H165V228L166 230L164 229V241H159L158 243L155 242V239H154V232H153V235L152 233H150L151 229L149 230L150 227L153 228V224L151 223L153 221L154 218H152L149 214H148V217H147V213L146 214H143L144 211L142 212H139L140 210L138 209V207L136 205H133V203L130 201L131 198H129V196H127L123 191H122V188L119 186V184L121 185L123 183V180H124V175L126 176V172L128 173H133L134 175H136L137 177H140L142 176L141 173L136 169V168H128V167H124V168H118V169H115V168H111V164L110 166H108L107 164V161H106V164L104 163L105 161H103V158H104V154L102 153H99V151H95V150H85V149H81V148H78V151L76 149V151H72L70 150L69 152H67L66 154H63V155H60L58 154V157H54V152L59 148H57V146H60V145H57L56 142L58 143V140L60 141H64V139H62L61 137V128L59 127L58 124H60L61 120L62 122L66 123V125L68 124V127L64 129V134H65V131H66V134H69L71 133V131L73 130L72 129V124H74L75 126V130L77 131H84L85 128H89L90 126H94V125H97V124H100V123H104L106 120H108V118L110 117H122L123 115L126 114V112L129 111V109L127 110L126 108V105L129 104L132 100V97L133 98H137L138 97H141V95L143 94V91L141 90L142 88H140V83H139V80L142 78V77H145L144 76V73H143V70L141 68V65H142V60H139V57H140V54L139 53H142V48L140 50V47L138 48L137 47V50L135 48V46L137 45H133V41L131 42L130 46H128V40ZM137 39V38H136ZM139 39V38H138ZM144 39V38H143ZM147 39V38H146ZM179 39V38H178ZM87 40H88V37H87ZM85 39V43L87 41ZM105 40V39H104ZM162 40L161 36L160 35H157V36H154V38L152 39H149L148 38V50L146 49V51H149L151 48L154 49V47L156 46V44L158 42H160ZM166 40V39H165ZM180 40V39H179ZM10 41L11 44L9 43ZM81 40H79L80 42ZM92 41H91V44H92ZM111 41V39H110ZM139 41V40H138ZM168 41V40H166ZM82 42V41H81ZM90 41H88V44H89ZM109 42V43H108ZM135 42V41H134ZM137 42V40H136ZM179 42V41H178ZM181 42V41H180ZM111 43V44H110ZM167 43V42H166ZM165 43V44H166ZM84 44V43H83ZM83 44H82V47H83ZM141 44V43H140ZM169 44V43H167ZM6 45V46H5ZM85 45V44H84ZM87 45V43H86ZM142 45V44H141ZM163 45V44H161ZM139 46V45H138ZM167 46V45H166ZM81 47V48H82ZM92 48H93V44H92ZM156 48V59H157V62L158 61V58L162 57L164 55V49H161V47H158L157 46L155 47ZM171 48V47H169ZM41 50H35L36 52L40 51L43 52ZM90 49H91V46H90ZM89 49V50H90ZM94 49V48H93ZM93 49L92 52H93ZM99 49V50H98ZM190 49V48H189ZM188 49V50H189ZM83 50V49H82ZM94 50V51H95ZM103 50V51H104ZM113 50H118L120 52V54H117V53H113ZM136 50V51H135ZM145 51V50H144ZM153 51V50H152ZM191 51V50H189ZM20 52V53H19ZM34 52V51H33ZM33 52H31L33 54ZM45 52V53H46ZM80 52V51H79ZM82 52V51H81ZM85 52V51H84ZM155 52V51H154ZM19 53V54H18ZM27 53H25V55L27 56ZM30 53V54H31ZM35 53V52H34ZM113 53V54H112ZM38 54V53H37ZM80 54V53H79ZM92 54V53H91ZM95 54H96V51H95ZM100 54V53H99ZM133 54H137V56L135 57ZM144 54V52H143ZM167 54V53H166ZM226 54V53H225ZM35 55V54H34ZM55 55V56H54ZM87 55V53L85 54ZM102 52H101V57H102ZM122 55V56H120ZM139 55V56H138ZM188 55L190 56L191 54H189L188 52ZM221 55V54H220ZM25 56V57H26ZM29 56V54H28ZM45 56V55H43ZM66 56V55H65ZM79 56V55H78ZM81 56V55H80ZM84 56V55H83ZM92 56V55H91ZM95 55H93L92 57H94ZM119 56V57H118ZM135 58H134V57ZM142 56V55H141ZM145 56V54H144ZM225 56V55H224ZM227 56V55H226ZM225 56V57H226ZM63 57V56H62ZM85 57V56H84ZM83 57V58H84ZM122 57H127L125 59L129 60L126 64H132L133 68L132 70L130 71V73L128 71H126L125 69L122 68H119V66L116 65V59H119V58H122ZM131 57V58H130ZM138 57V58H137ZM165 55L163 56L162 59H164ZM218 56H216L217 58ZM228 57V56H227ZM44 58V57H43ZM71 58V56L69 57ZM75 58V57H74ZM91 58V57H90ZM95 58V57H94ZM98 58H100L98 56ZM103 58V57H102ZM151 57H149L148 59H150ZM179 58V57H178ZM215 58V59H216ZM220 58L222 59V57H219L218 60H220ZM36 59V58H35ZM45 59V58H44ZM42 59V60H44ZM65 60V58H63ZM72 59H73V56H72ZM71 59V60H72ZM77 59V58H76ZM74 59V60H76ZM80 59V58H79ZM135 59V60H134ZM145 59V57L143 58ZM229 59V58H228ZM10 60V59H9ZM40 59V61H42ZM49 60V59H48ZM73 60V62H74ZM87 60L88 62H90L87 58L85 59ZM93 60V59H92ZM100 60V59H98ZM104 60V59H103ZM119 65L121 63V59H119ZM147 60V59H145ZM217 60V59H216ZM215 60V61H216ZM6 61V60H5ZM23 61V60H22ZM30 61V60H29ZM67 61V60H66ZM64 62V63H67V62ZM81 61V60H79ZM84 61V60H83ZM87 61H84L86 63H88ZM95 61V60H94ZM126 61V60H125ZM125 61H123L125 63ZM46 62V61H45ZM49 62V61H48ZM77 62V61H76ZM74 62V64L76 63ZM101 62V61H99ZM99 62H94L96 63L97 65L99 64ZM147 62V61H146ZM219 62V61H218ZM221 62V60H220ZM219 62V63H220ZM225 62V61H224ZM23 63V62H22ZM34 63H36V60L34 61ZM41 63V62H39ZM53 63V62H52ZM54 63V64H55ZM71 63V61L69 62ZM69 63L66 65L67 67L69 66ZM123 63V64H124ZM149 63V62H148ZM152 65H154V60L152 61ZM222 63V62H221ZM227 63V61H226ZM2 64V63H1ZM1 64H0V70L2 69L1 68ZM10 63V65H12ZM42 64V63H41ZM73 64V65H74ZM79 64V63H78ZM81 64V63H80ZM92 62L89 64H84L83 66H86V69L87 67H90L88 65H91ZM125 64V66H126ZM147 66L149 64L145 63ZM157 64V63H156ZM225 65V63H223ZM53 65V64H52ZM61 66L63 70V67L65 66ZM72 67V63L70 64ZM94 65V64H93ZM96 65V67H98ZM144 65V64H143ZM144 65V66H146ZM222 65V64H221ZM228 65V63H227ZM40 66V64L38 65ZM43 66V64L41 65ZM40 66V67H41ZM49 66V65H48ZM65 66V67H66ZM75 66V65H74ZM73 66V67H74ZM124 66V67H125ZM129 66V65H128ZM32 66H30L29 68L31 69ZM35 67V66H34ZM46 67V65H45ZM92 67V65H91ZM95 67V66H93ZM143 67V66H142ZM154 67V66H152ZM161 67V66H160ZM224 67V66H223ZM12 68V67H11ZM50 69V66L48 67ZM81 69H84L85 68L83 67L82 68V65L80 67ZM129 68V67H128ZM127 68V69H128ZM146 69V67H143ZM155 68V67H154ZM43 69H46V68H43L42 67V70ZM60 69V68H59ZM65 69V68H64ZM71 69V68H69ZM80 69V70H81ZM90 69V68H88ZM153 69V68H152ZM225 69V68H224ZM3 70V69H2ZM29 70V69H28ZM40 70V69H39ZM60 70V71H61ZM82 70V72L84 71ZM93 70V71H92ZM147 70V69H146ZM23 71V70H22ZM51 71V70H49ZM64 71V72H63ZM63 76L61 79L66 77L67 75H69L68 73V70H63ZM73 71V69H72ZM71 71V72H72ZM87 71V72H88ZM2 71H0V81H3L6 86L8 87H11L12 86L14 87V85L16 84V81L17 79L14 81L15 77L13 76L14 73H10L7 74L5 71H3V74L1 73ZM17 72V71H16ZM15 72V73H16ZM32 72V71H31ZM43 72V71H41ZM40 72V73H41ZM46 72V71H45ZM76 72V71H75ZM86 71H84L83 73H85ZM149 72V71H148ZM29 73V71H28ZM39 73V75H40ZM158 73V72H157ZM156 73V74H157ZM30 74V73H29ZM54 74H52L53 78H54ZM89 74V73H88ZM37 75V74H35ZM71 75V74H70ZM87 75V74H86ZM159 75V74H158ZM157 75V76H158ZM60 76V75H58ZM90 76V75H89ZM88 76V77H89ZM93 76V74H92ZM98 76V77H97ZM19 77V76H18ZM35 77V76H33ZM40 77V76H39ZM38 77V78H39ZM87 77V78H88ZM59 78V77H58ZM67 78V77H66ZM87 78L85 79V83L87 81ZM153 78V77H152ZM19 79V78H18ZM50 79V78H49ZM91 79V76L88 78V81ZM93 79V80H94ZM163 79V78H162ZM59 81V79H57ZM92 80V82H93ZM146 80L145 81V85L149 86L150 85V81H152V79L149 81L147 79V77L144 79ZM94 81V82H95ZM160 81H161V78H160ZM159 81V82H160ZM2 82V83H3ZM159 82L157 83L159 85ZM24 83V82H23ZM33 83V84H32ZM54 83V82H53ZM58 83V82H57ZM156 84V83H155ZM17 85H19L17 83ZM17 85L15 86V88H17ZM21 85V84H20ZM43 85V84H40V86ZM58 85V84H57ZM83 85V87H82ZM91 87L92 85L90 84L89 86V83L86 84V87ZM152 86V84H151ZM154 86V85H153ZM7 87V89H8ZM44 87V86H43ZM87 87V88H88ZM159 89L161 86H158ZM6 88V87H5ZM155 88V87H154ZM153 88V89H154ZM246 87H244L245 89ZM13 89V88H12ZM243 89V90H244ZM11 90V89H10ZM134 90H135V93H134ZM156 90V89H155ZM162 90V89H161ZM5 91H7L5 89ZM12 93L14 94L13 90H11ZM11 91L9 92L11 94ZM15 92L18 94V92ZM150 91V90H149ZM148 90L146 91V93L148 94L149 92ZM40 92V91H39ZM132 93V94H131ZM151 93V92H150ZM149 93V95L146 96L148 97V99H146V102H148V104H152L151 102L152 101V96L151 94ZM153 93V91H152ZM155 93V92H154ZM16 94H14L15 96ZM20 95V94H19ZM127 95L129 96H132L131 97V100L130 102L127 104H125V101H126V98H127ZM155 95V94H154ZM157 95V94H156ZM155 95V96H156ZM22 96V95H21ZM154 96V98H155ZM159 97V95H157ZM12 97V96H11ZM19 97L16 98V100L18 99ZM143 98V99H144ZM160 98V97H159ZM158 98V100H159ZM11 99V98H10ZM130 99V97H129ZM141 99V98H140ZM157 99V98H155ZM11 100H14V99H11ZM14 102H11L10 100H6L4 99V103L1 102L0 103V120L5 116V114L7 115L8 112H11L10 110L14 109ZM32 100H36V104L34 103V101ZM148 100V101H147ZM22 101V98L21 100ZM22 101V102H23ZM139 101V100H138ZM142 101V100H141ZM160 101V100H159ZM17 102V101H16ZM144 102V101H143ZM156 102V100H155ZM167 102V101H166ZM34 103V104H33ZM60 103V104H59ZM133 103V102H132ZM135 105L136 102H134ZM145 103V102H144ZM21 104V103H20ZM23 104V103H22ZM21 104V105H22ZM40 104V105H39ZM131 104V103H130ZM143 104V103H142ZM148 104L146 105H143V106H147V110L150 109V107H148ZM154 104V102H153ZM152 104V105H153ZM158 104V102L156 103ZM140 105V104H139ZM161 105V104H160ZM160 105L158 104L157 106L160 107ZM168 105V104H167ZM180 105V104H179ZM182 105V104H181ZM187 105V104H186ZM130 106V105H129ZM138 106V105H137ZM164 106V105H163ZM169 106V105H168ZM185 106V105H184ZM128 107V106H127ZM157 107V108H158ZM174 107V106H173ZM188 107V105H187ZM28 108V106H27ZM130 108V107H129ZM144 108V107H143ZM142 108V109H143ZM154 108V107H153ZM156 108V107H155ZM162 108V107H160ZM168 108V107H167ZM32 109V108H30ZM165 109V108H164ZM173 109V108H172ZM16 110V109H15ZM127 110V111H126ZM151 110V109H150ZM155 110V109H154ZM160 110V109H159ZM29 111V109H28ZM153 111V109H152ZM157 111V110H156ZM167 111V110H166ZM146 113H148L147 111H144ZM162 112H163V109H162ZM130 113V112H129ZM143 113V111L141 112ZM154 113V112H153ZM158 114V112H156ZM154 113V114H156ZM210 113V112H209ZM137 114V113H136ZM220 114V113H219ZM18 115V116H17ZM134 115V114H133ZM150 115V114H149ZM159 115V114H158ZM157 115V116H158ZM169 115V114H167ZM214 115V114H213ZM217 115V114H216ZM127 116H130L129 114ZM146 116V114H145ZM152 116V115H150ZM154 116V115H153ZM152 116V117H153ZM204 116V115H203ZM207 116V115H206ZM215 116V115H214ZM217 116H220V115H217ZM222 116V115H221ZM124 117V116H123ZM132 117V116H130ZM137 117H139L137 115ZM148 119L149 116H146ZM151 117V118H152ZM166 117V116H165ZM205 117V116H204ZM212 117V116H211ZM142 118V117H141ZM145 118V117H144ZM142 118V119H144ZM155 117H153L154 119ZM196 118V117H195ZM209 118V117H208ZM251 118V117H250ZM249 118V119H250ZM145 119V120H146ZM181 119V118H180ZM194 119V118H193ZM203 120V118H201ZM57 120H60L58 121L59 123L57 124ZM149 120L152 121V119H150L149 117ZM148 120V121H149ZM158 120V119H157ZM163 120V119H162ZM201 120V121H202ZM213 120V119H212ZM216 120V119H215ZM221 120V119H220ZM223 120V119H222ZM251 120V119H250ZM250 120H247V121H250ZM155 121V120H154ZM161 121V120H160ZM158 121V122H160ZM173 121V120H172ZM198 121V120H197ZM211 121V120H209ZM219 121V120H218ZM254 121V120H253ZM7 122V121H6ZM164 122V121H163ZM199 122V121H198ZM206 122V121H205ZM214 122V121H213ZM216 122V121H215ZM214 122V123H215ZM63 123V124H64ZM156 123V122H154ZM167 123V122H166ZM186 123V122H185ZM202 123V122H200ZM204 123V122H203ZM208 123V122H206ZM243 123V121L241 122ZM161 124V123H160ZM212 124V123H210ZM217 124V123H216ZM247 124H249V126L247 127V132H251L253 130V124L252 122L250 121L247 122ZM61 125V124H60ZM183 124H181L182 126ZM188 125V124H187ZM186 125V126H187ZM202 125V124H201ZM200 125V126H201ZM11 126V127H12ZM185 126V127H186ZM191 126V125H190ZM189 126V127H190ZM195 126V125H193ZM204 128H207L206 126L208 125H203ZM212 126V125H211ZM59 127V128H58ZM62 127V126H61ZM184 127V126H183ZM182 127V128H183ZM216 127V126H215ZM74 128V127H73ZM96 128V127H95ZM187 128V127H186ZM227 128V127H226ZM225 128V130H226ZM8 129V130H7ZM72 129V130H71ZM184 129V128H183ZM194 129V127H193ZM199 128L197 127V130ZM210 129V127H209ZM3 130V128H2ZM44 134H48L45 141L44 139L40 136L43 132ZM74 130V131H75ZM87 130V129H86ZM85 130V131H86ZM191 130V129H190ZM202 130H204L202 128ZM211 130V129H210ZM209 130V131H210ZM40 131V132H39ZM76 131V132H77ZM84 131V132H85ZM189 132V130H186ZM184 130V133L186 132ZM212 131V130H211ZM210 131V132H211ZM92 132V131H91ZM195 132V130H194ZM213 132V131H212ZM2 133V134H3ZM62 133V134H63ZM187 133V132H186ZM252 133V132H251ZM45 134V135H46ZM63 134V135H64ZM85 134V133H83ZM189 134V133H188ZM186 134V135H188ZM214 134V133H213ZM241 134V133H240ZM249 134V133H248ZM87 135V134H86ZM174 135V134H173ZM191 135V134H190ZM193 135V134H192ZM191 135V136H192ZM202 135V134H201ZM211 133L207 132L205 133V135L203 136H199L201 138V141L204 142V139L208 136H210ZM243 136L246 135V133L244 132V134H242ZM4 135H2L1 137H3ZM53 136V137H51ZM59 136L60 138L62 139H59ZM65 136V135H64ZM68 136V135H66ZM185 136V135H184ZM190 136V137H191ZM10 137V136H9ZM45 137V136H44ZM51 139H50V138ZM71 136H69L68 138H70ZM166 137V136H165ZM164 137V138H165ZM168 137V136H167ZM188 137V136H186ZM198 137V136H196ZM211 137V136H210ZM214 137H217V136H214ZM230 137V136H229ZM12 138V137H11ZM72 138V137H71ZM169 138V137H168ZM192 138V137H191ZM212 138V137H211ZM6 139V138H5ZM166 139V138H165ZM170 141H172L173 139H171V137L169 138ZM168 139V140H169ZM187 139V138H186ZM225 139V138H224ZM231 139V138H230ZM3 140V139H2ZM13 140V139H12ZM11 140V141H12ZM96 140V139H94ZM148 140V139H147ZM146 140V141H147ZM189 140V139H188ZM192 140V139H191ZM227 140V139H226ZM4 141V140H3ZM59 141V142H60ZM98 141V140H96ZM151 141V140H150ZM167 141V140H166ZM164 140V142H166ZM175 141V139L173 140ZM172 141V142H173ZM193 141V140H192ZM191 141V142H192ZM196 142V140H194ZM201 141L198 143V145L201 143ZM221 143L223 140H220ZM230 141V140H229ZM242 143H244V139L242 138L241 139ZM246 141V140H245ZM5 142V141H4ZM66 142V140H65ZM70 142V141H69ZM68 142V143H69ZM95 142V141H93ZM102 141H100V144H101ZM104 142V141H103ZM111 142V141H110ZM171 142V143H172ZM190 142V143H191ZM198 142V141H197ZM208 142V141H206ZM206 142L204 144H206ZM216 142V141H215ZM214 142V143H215ZM228 142V141H227ZM233 142V141H232ZM235 142V141H234ZM233 142V143H234ZM240 142V141H239ZM258 142V141H257ZM264 142V141H263ZM44 143V144H42ZM64 143V142H63ZM67 143V142H66ZM92 143V141H91ZM99 143V142H98ZM106 143V141L104 142ZM116 143V142H115ZM119 143V142H118ZM117 143V144H118ZM146 143L144 144V146H146ZM168 142H166L167 144ZM169 142V144H171ZM194 143V142H193ZM259 143V142H258ZM95 144V143H94ZM108 145V141L106 143ZM110 144V143H109ZM122 144V143H121ZM154 144H157L154 143ZM164 144V143H163ZM166 144H164V146H166ZM177 143H175L176 145ZM180 144V145H179ZM178 146L180 147L181 146V143H179ZM202 144V143H201ZM203 144V145H204ZM210 144V143H209ZM217 144V143H216ZM219 144V143H218ZM228 144V143H227ZM227 144H224L227 146ZM230 144V143H229ZM237 144V143H236ZM57 145V146H56ZM70 145V143H69ZM113 143L111 144V147L114 148V145ZM151 145V144H150ZM173 145V146H175ZM186 145V143H185ZM197 145V144H196ZM202 145V146H203ZM207 145V144H206ZM205 147H208V145ZM213 145V144H212ZM212 145H209L211 146L210 149L212 148ZM222 145V144H221ZM233 145V144H232ZM240 145V144H238ZM242 145V144H241ZM240 145V147H241ZM9 146V145H8ZM106 146V145H105ZM118 146V145H117ZM122 147V145H119ZM152 146V145H151ZM159 146V145H158ZM170 146V145H169ZM169 146L167 148V146L165 147L166 149H169ZM183 146V145H182ZM191 146V145H190ZM216 146V145H215ZM214 146V147H215ZM220 146V145H219ZM255 146V145H254ZM253 146V147H254ZM263 146V145H262ZM29 147V148H28ZM34 147V148H33ZM80 147V146H79ZM82 147V146H81ZM107 147V146H106ZM110 147V148H111ZM124 147V145H123ZM153 147V146H152ZM187 147V146H186ZM192 147V146H191ZM191 147H190V150H191ZM198 147V146H196ZM204 147V146H203ZM213 147V148H214ZM223 148H225L224 146H222ZM230 147V146H229ZM234 147V146H233ZM246 147V146H245ZM252 147V148H253ZM257 147V145H256ZM255 147V148H256ZM21 148V147H20ZM57 148V149H56ZM67 148V147H66ZM112 148V149H113ZM116 148V147H115ZM145 148V147H144ZM147 148V147H146ZM145 148V149H146ZM162 148V147H161ZM171 148V146H170ZM177 148V147H176ZM188 148V147H187ZM186 148V150H187ZM200 148V146H199ZM198 149V151H200ZM212 148V149H213ZM216 148V147H215ZM221 148V146H220ZM227 148V147H226ZM232 148V147H231ZM230 148V149H231ZM237 148L239 149V147L237 146ZM264 148V146H263ZM2 149V148H1ZM142 149V148H141ZM165 149V150H166ZM183 149V148H182ZM206 149V148H205ZM203 148V151L201 150V152H203L202 154V157H204L203 155H206L205 153L207 152V150H205ZM209 149V147L207 148ZM211 149V150H212ZM217 149V148H216ZM228 149V150H230ZM233 149V148H232ZM231 149V150H232ZM245 149V148H244ZM21 150V149H20ZM60 150V149H59ZM103 150V149H102ZM114 150V149H113ZM117 150V149H116ZM116 150H114L116 152ZM152 150V149H151ZM164 150V152H165ZM172 150V149H171ZM174 150V149H173ZM180 150V148H179ZM185 150V148H184ZM184 150H181L184 151ZM189 150V148H188ZM220 150V149H219ZM217 151V150H213V151H217L219 152V156H208V157H211L212 161L214 160V162L220 160V164L223 166L224 165V160L225 159H228V160H234L235 158H238V154H228L226 149H221L220 151ZM243 150V148H242ZM256 150V149H255ZM144 151V150H143ZM149 151V150H148ZM153 151V150H152ZM169 151V150H167ZM178 151V149L176 150ZM195 151V150H194ZM244 151V150H243ZM253 151V149H252ZM61 152V151H59ZM170 152V151H169ZM173 152V151H171ZM175 152V151H174ZM192 152V151H191ZM205 152V153H204ZM211 152V151H209ZM216 152V153H217ZM255 152V151H253ZM252 152V153H253ZM147 153V151H146ZM150 153V152H149ZM148 153V155H149ZM153 153V152H152ZM166 153V152H165ZM164 153V154H165ZM199 152H197L198 154ZM215 153V154H216ZM244 153V152H243ZM247 153V152H246ZM257 153V152H256ZM255 153V154H256ZM17 154V153H16ZM20 154V153H19ZM25 154V152H24ZM56 154V155H57ZM167 154V153H166ZM166 154H165V158H166ZM172 154V153H170ZM177 154V152H176ZM175 154V155H176ZM180 154V153H179ZM184 154V155H183ZM183 154H180V156H184L182 157L184 160L187 159V158H192L191 154H189V151H185ZM209 154V153H208ZM211 154V153H210ZM213 154V153H212ZM261 154V153H260ZM2 155V154H1ZM41 155H43V157H41ZM173 155V154H172ZM3 157H1V160H6V159H3L5 155H2ZM170 156V155H169ZM194 156H197L194 154ZM18 157V155H17ZM28 157H29V153H28ZM26 158V159H30V158ZM161 157V156H160ZM171 158H175V157H172L170 156ZM9 158V157H8ZM156 158V157H155ZM167 158H168V154H167ZM181 158V159H182ZM207 158V156H206ZM262 158V157H261ZM16 159V158H15ZM161 159V158H160ZM176 159H179V158H176ZM198 159V158H197ZM201 159V157H200ZM203 159V158H202ZM209 159V158H208ZM73 160L69 161V162H72ZM106 160V159H105ZM167 160V159H166ZM261 160V159H260ZM8 161V160H7ZM16 161V160H14ZM161 161V160H159ZM172 161V160H171ZM189 161V159L187 160ZM254 161V160H253ZM31 162V161H30ZM45 162V161H44ZM165 162V161H164ZM167 162V161H166ZM175 162V160H174ZM178 162V161H177ZM186 162V161H185ZM191 162V161H190ZM198 162V161H197ZM209 162V161H208ZM228 162V161H227ZM232 162V161H231ZM237 162H239V160H237ZM46 163V162H45ZM109 163V162H108ZM171 163V162H170ZM176 163V162H175ZM180 163V162H179ZM192 163V162H191ZM200 163V162H199ZM252 163V162H251ZM254 163V162H253ZM256 163V162H255ZM14 164V163H13ZM29 164V163H28ZM32 164V163H31ZM29 164V165H31ZM34 164H32L31 166H33ZM43 164V163H41ZM185 164V163H184ZM205 164V163H204ZM203 164V165H204ZM215 164V163H214ZM219 164V165H220ZM230 164V163H229ZM238 164V163H237ZM240 164V163H239ZM257 164V163H256ZM254 164V166L256 165ZM45 165V164H44ZM65 165V164H64ZM63 165V166H64ZM75 165V164H74ZM119 165V164H117ZM176 165V164H175ZM181 165V164H179ZM194 166H199L197 164H193ZM201 165V164H200ZM206 165V164H205ZM204 165V166H205ZM218 165V166H219ZM233 165V163H232ZM124 166V165H123ZM169 166V165H168ZM171 166V165H170ZM178 166V165H177ZM177 166L175 168H177ZM191 167H193L192 165H190ZM202 166V165H201ZM237 167V165H235ZM240 166V165H239ZM259 166V165H257ZM8 167V166H7ZM28 167V166H26ZM181 167V166H180ZM211 167V166H210ZM214 167V166H213ZM216 167V166H215ZM228 167V166H227ZM231 167V166H230ZM246 167V166H245ZM244 167V168H245ZM31 169V167H28ZM173 168V167H172ZM174 168V170H175ZM200 168V166L198 167ZM204 168V167H203ZM207 168V167H206ZM217 168V167H216ZM238 168V167H237ZM250 168H252V166H250ZM255 168V167H254ZM253 168V169H254ZM262 168V167H261ZM260 168V170H261ZM264 168V167H263ZM69 169V168H68ZM221 169V168H220ZM225 169V168H224ZM230 169V168H228ZM227 169V170H228ZM239 169V168H238ZM237 169V170H238ZM169 170V169H168ZM215 170V169H214ZM219 170V169H218ZM216 170V172L218 171ZM235 170V168H234ZM246 170V169H245ZM166 171V169H165ZM225 171V170H224ZM223 171V172H224ZM241 171V170H239ZM255 171V170H254ZM259 171V170H258ZM257 171V172H258ZM263 171V170H262ZM46 172V171H44ZM169 172V171H168ZM194 172V171H193ZM212 172V170H211ZM226 172V171H225ZM229 172V171H228ZM243 172V171H242ZM240 173V175L242 177L245 176V173H247V171L245 173ZM251 172V171H250ZM16 173V172H15ZM20 173V172H19ZM28 173V172H27ZM171 173V172H170ZM221 173V171H220ZM230 173V172H229ZM233 173H235L233 171ZM232 173V174H233ZM239 173V172H238ZM256 173V172H255ZM25 174V173H24ZM22 173V175L20 174H15L14 177H18L19 180H17L16 178H8L7 179V187L5 186V188H7V192L10 193L9 195L12 196V199L11 198H6V201H5V198L3 199V201H5L6 203H8L7 199H11L9 200L10 202H13L15 203L17 206L14 207V209H8V208H5L7 209V211H5L7 214L8 212L11 213L13 210H14V214L16 213V215L18 216V213L17 211L15 212V210L17 209H20L19 205L21 202H23V204L25 202H27V207L31 206V204L28 205V203L31 201V200H34V206H31L33 207V211L36 209L35 207H37V202L39 201V198L38 199H34L35 197V194L32 195L33 193V190H28V184H25V183H20V180H28L31 177L30 175V178L26 179L29 175H24ZM51 174V173H50ZM169 174V173H168ZM175 174V173H173ZM173 174L171 175L173 177ZM223 174V173H222ZM228 173L226 172V175ZM247 174H251V173H247ZM264 174V173H263ZM239 175V176H240ZM262 175V174H261ZM166 176V175H165ZM168 176V175H167ZM176 176V177H177ZM233 176V175H232ZM231 176V178H232ZM257 176V175H256ZM26 177V178H25ZM43 177V176H42ZM45 177V176H44ZM79 177L84 178L87 180V182L84 181V179H82L84 181V184H82L79 180ZM175 177V175H174ZM236 177V176H235ZM251 177V176H250ZM259 177V176H257ZM46 178H43L46 179ZM253 178V176H252ZM255 178V177H254ZM260 178V177H259ZM262 178V177H261ZM168 179V178H167ZM167 179L165 180L164 184H165V190H166V193L167 195H172L173 197H176L177 195H174L175 193H177V190L179 189H176L175 188V185L176 184L174 182V184L172 183H169L167 182ZM170 179V178H169ZM168 179V181H169ZM220 179V178H218ZM222 179V178H221ZM229 179V178H228ZM240 179V177H239ZM242 179V178H241ZM240 179V180H241ZM245 179V178H244ZM258 179V178H256ZM40 180V179H39ZM178 180V179H177ZM179 180V181H180ZM227 180V179H226ZM248 180V178H247ZM246 180V181H247ZM252 180H255V179H252ZM1 181V180H0ZM31 181V180H29ZM28 181V183H29ZM41 181V180H40ZM223 181V179H222ZM242 181V180H241ZM26 182V181H25ZM45 182V181H44ZM237 182V181H236ZM244 182V180L242 181ZM260 182V181H259ZM32 183V182H31ZM43 183V182H42ZM179 183V182H177ZM218 183V182H217ZM228 183V182H227ZM226 183V184H227ZM246 183H249L248 181L243 183L244 185ZM258 183V182H257ZM263 183V182H262ZM261 183V184H262ZM229 184V183H228ZM236 184V183H235ZM261 184H258V185H261ZM27 187H26V186ZM31 185V184H29ZM37 185V184H36ZM123 185V184H122ZM145 185V184H144ZM181 185V183L179 184ZM192 185V188L193 190H195V194H200V195H206V197L210 200V204L212 203V205L215 207L216 210H218L222 216H227L229 218H235L236 215H237V218L238 220L236 221H233L232 223H230V228H229V231L226 233V231H224L225 234H221L222 232H219L218 235H216L215 237H210L209 234H203L200 232L201 228L204 226L203 224V218L201 219L202 216H198L196 217L197 215V211L196 209L190 207V202L193 201L196 199H191L190 201V196H189V193L191 191L190 190V187ZM239 186H241L240 184H238ZM256 185V184H255ZM32 186V185H31ZM178 186V185H176ZM2 187V186H1ZM144 187V186H143ZM162 187V186H161ZM135 188V187H134ZM242 188V187H241ZM256 188H258L256 186ZM260 188V187H259ZM29 189H32V188H29ZM39 189V188H38ZM162 189V188H160ZM247 191H248V194H249V199L248 201L246 200V203L255 208L258 212H260L259 214L262 216L263 218V223L264 224V197L263 196H260L257 194L258 193H254L253 191H250V188L247 186ZM44 190V189H43ZM31 191V192H30ZM189 191V192H188ZM256 191V190H255ZM258 192V191H257ZM263 192V191H262ZM165 193V192H164ZM236 192H234V195H235ZM260 193V192H259ZM160 194V193H159ZM178 194V193H177ZM194 194V195H195ZM196 194V195H197ZM158 195V194H157ZM193 195V194H192ZM1 196V195H0ZM6 196V195H5ZM9 196V197H11ZM166 196V195H164ZM170 196V197H172ZM34 197V198H33ZM37 197V196H36ZM135 197V196H134ZM155 197V196H154ZM167 197V196H166ZM169 197V196H168ZM178 197V196H177ZM194 196H192L191 198H193ZM220 197V199L218 198ZM231 197V196H230ZM233 197V196H232ZM231 197V199H232ZM2 198V197H1ZM0 198V199H1ZM165 198V197H164ZM202 198V197H200ZM145 199V198H144ZM157 199V198H155ZM161 199V198H160ZM167 199V198H166ZM171 199V198H169ZM174 199H177V198H174ZM205 199V198H204ZM222 199V200H221ZM41 200V199H40ZM52 200V202H51ZM135 200V199H134ZM201 200V199H200ZM141 201V200H140ZM154 201V200H153ZM157 201V200H156ZM161 201V200H160ZM167 201V200H165ZM164 201V202H165ZM173 201V199H172ZM195 201H198L195 200ZM204 201V200H203ZM207 201V199H206ZM137 202V201H136ZM158 203V202H157ZM168 203V202H167ZM174 203L176 204L177 202L174 201ZM196 203V202H195ZM197 205V204H195ZM201 203V202H199ZM244 203V202H243ZM26 204V203H25ZM32 204V205H33ZM172 204V203H171ZM202 204V203H201ZM204 204V203H203ZM207 204V203H206ZM4 205V204H3ZM1 204V206H3ZM139 205H140V202H139ZM192 205V203H191ZM137 208H136V207ZM144 206V204L142 205ZM155 206V205H154ZM165 206V205H164ZM169 206V204L167 205ZM167 206L165 208H167ZM200 206V205H199ZM246 207V205H243V207ZM19 207V208H17ZM27 207H24L27 208ZM149 207V206H148ZM174 207V206H173ZM204 207V206H202ZM211 207V206H210ZM232 207V206H231ZM241 207V208H243ZM22 208V207H21ZM170 208V207H169ZM196 208V206H195ZM247 208H249L247 206ZM5 209H0V222L2 221V215L5 214V212L3 210ZM23 209V208H22ZM28 209V208H27ZM32 209V208H31ZM141 209V208H140ZM172 209V207H171ZM176 209V207H175ZM207 209V208H206ZM210 209V208H209ZM244 209V208H243ZM242 209V210H243ZM246 209V208H245ZM29 210V209H28ZM201 210V209H200ZM205 210V208H204ZM240 210V209H239ZM250 210V209H249ZM255 210V211H256ZM31 211V210H29ZM32 211V213H33ZM155 211V210H154ZM166 211V210H165ZM171 211V210H170ZM168 211V212H170ZM199 211V209H198ZM211 211V210H209ZM254 211V210H253ZM22 212V211H21ZM35 212V211H34ZM150 212V211H149ZM148 212V213H149ZM157 212V211H156ZM212 212V211H211ZM249 212V211H248ZM251 212V211H250ZM13 213V212H12ZM24 213V212H23ZM22 213V216L23 215ZM28 213V212H26ZM153 213V212H152ZM242 213V212H241ZM13 214V216H14ZM34 214V213H33ZM174 214V213H173ZM196 214V215H195ZM201 214V213H200ZM203 214V213H202ZM201 214V215H202ZM211 214V213H210ZM255 214V212H254ZM32 216V214H30ZM29 215V216H30ZM158 215V214H157ZM243 215V214H242ZM247 215V216H246ZM251 217L253 214H251ZM259 215V216H260ZM34 216V215H33ZM177 216V215H176ZM175 216V217H176ZM206 218H207V215H205ZM209 216V215H208ZM212 215H210L211 217ZM257 216V215H256ZM254 219H257L259 216H257V218ZM11 217V216H9ZM27 217V216H25ZM150 217L152 218V221L149 222L150 220ZM155 217V216H153ZM254 217V216H253ZM205 218V219H206ZM222 218V217H221ZM225 218V217H224ZM228 218V219H229ZM59 219L60 221H55ZM212 219V218H211ZM211 219L209 218V220L211 221ZM227 219V220H228ZM208 220V218H207ZM208 220V222H209ZM218 220V219H217ZM232 220V219H231ZM234 220V219H233ZM258 220V219H257ZM6 221V220H5ZM24 221V220H23ZM158 221V220H157ZM162 221V220H160ZM206 221V220H205ZM28 222V221H27ZM177 222V221H176ZM224 222V221H222ZM227 222V221H226ZM259 222V220H258ZM262 222V221H261ZM260 222V224H261ZM8 224H10V226L12 227L11 225V222L9 223L7 221ZM15 223V222H14ZM51 223H53V227H49V230L47 231V227L51 225ZM216 223V221H215ZM5 224V223H4ZM13 224V223H12ZM150 224H152L150 226ZM207 224V223H206ZM211 224V223H210ZM209 224V225H210ZM214 224V223H213ZM221 224V222H220ZM225 224V223H224ZM222 224V227L223 225ZM228 224V223H227ZM226 224V225H227ZM16 227L17 226H20L15 224ZM13 224V226H15ZM133 225L134 228H135V232L133 233L134 235V239H135V236H136V241H137V244H133V241H131L132 243H130L127 247H123V240H124V237L125 235L127 234L128 230H129V227ZM4 226V225H3ZM6 226V225H5ZM4 226V227H5ZM8 226V225H7ZM55 226V227H54ZM150 226V227H149ZM154 226H156L154 224ZM216 226V225H215ZM225 226V225H224ZM4 227H2L4 230ZM9 227V226H8ZM15 227V228H16ZM22 227V226H21ZM25 227V226H24ZM159 227V226H158ZM157 227V228H158ZM174 227V228H173ZM207 227V226H206ZM227 226H225L226 228ZM18 228V227H17ZM20 228V227H19ZM23 228V227H22ZM155 228V227H154ZM153 228V229H154ZM213 228V227H212ZM7 230H9L7 227H6ZM5 229V231H6ZM12 229V228H10ZM145 229H148V230H145ZM152 229V231H153ZM161 229V228H160ZM176 229L177 232L174 230ZM214 229V228H213ZM212 229V230H213ZM21 230V229H20ZM155 230V229H154ZM209 230V229H208ZM211 230V231H212ZM170 233H169V232ZM176 234H178L179 236V241L176 240V238L174 237V232ZM203 231V230H202ZM205 231V229H204ZM207 231V230H206ZM1 232V230H0ZM4 232V231H2ZM23 232L25 234H23ZM29 232V231H28ZM157 232H159L157 230ZM172 232V233H171ZM209 232V231H208ZM215 232V231H214ZM132 233V232H131ZM161 233V232H160ZM211 233V232H210ZM260 233H263V236L260 235ZM13 234V233H12ZM157 234V233H156ZM214 234V233H213ZM211 234V235H213ZM9 235V234H7ZM132 235V234H131ZM7 237V236H6ZM4 239V238H2ZM1 240V238H0ZM229 240V242H227ZM31 241V242H29ZM158 241V240H157ZM18 242V243H17ZM5 243V242H3ZM31 243V244H30ZM1 244V242H0ZM177 244V246L175 245ZM193 244V245H192ZM196 247H195V245ZM246 244H255V246L252 248H250L252 251L251 253H253L254 255V258L250 257L252 254L248 255L246 258L244 257V254L245 252H247L248 249H246L247 247L245 246ZM173 245H175L176 247V250H174V252L171 251V248H173ZM215 246V245H214ZM221 246V245H220ZM219 246V247H220ZM244 246L246 248H244ZM24 247V248H23ZM210 247V246H209ZM213 247V246H212ZM7 248V247H6ZM5 248V249H6ZM196 250H195V249ZM217 248V247H216ZM249 248V247H248ZM21 249V250H20ZM174 249V248H173ZM215 249V248H213ZM195 250V253L192 252ZM214 251H218V250H214ZM212 251V252H214ZM193 253V255H192ZM209 253V252H208ZM250 253V252H249ZM211 254H214V253H211ZM10 255V254H9ZM227 255V254H226ZM225 257V256H224ZM235 258V257H234ZM251 258V260H250ZM22 259V258H21ZM123 259V261H122ZM25 261V260H24ZM32 261V260H30ZM125 261V262H124ZM249 261V262H248ZM21 262V261H20ZM243 262V261H242ZM4 263V262H3ZM10 263V262H9ZM8 263V264H9ZM12 263V262H11ZM23 263V261L21 262V264ZM36 263V262H35ZM216 263V262H215ZM7 264V263H6ZM24 264H26L24 262ZM131 264V263H130ZM133 264V263H132ZM231 264V263H230ZM236 264H242V263H236Z\"/></svg>",
    "mask_w": 264,
    "mask_h": 264
}]
</instances>
